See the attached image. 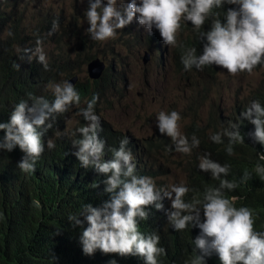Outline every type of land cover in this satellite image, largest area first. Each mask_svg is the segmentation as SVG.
<instances>
[{
  "label": "clouds",
  "instance_id": "1",
  "mask_svg": "<svg viewBox=\"0 0 264 264\" xmlns=\"http://www.w3.org/2000/svg\"><path fill=\"white\" fill-rule=\"evenodd\" d=\"M117 2L118 0H88L85 17L89 25L87 32L93 40L106 41L114 38L117 30L130 25L135 19L145 33L151 34L153 28L159 32L162 48L166 45L175 47L176 33L180 29L181 20H185L192 26L193 39L189 49L176 48L178 55L182 53L181 62L185 71L192 68L202 70L203 66L211 65L215 76L218 67L231 75L251 73L256 68L264 69V0H120V7H117ZM225 4L237 7L229 8L223 17H220L219 12H212L214 8H222ZM19 18L25 28H33L34 25H25L24 19L21 16ZM55 28L54 23L53 30ZM8 35L12 36L13 33L9 31ZM40 43L38 40L37 45ZM39 46L34 51H22L29 61L37 56L38 62L47 69L46 56ZM151 46L154 47L153 44ZM157 47L160 46H155L154 50ZM163 60L166 62V58ZM158 61H162L161 54ZM16 67L18 69L19 65ZM72 78H75L76 83V77L59 83H49L48 88L54 95L51 103L43 96L30 97L31 103L21 100L14 106L9 121L0 122V131L4 133L0 139V151L11 152L18 147L24 153L17 165L20 170L35 172L36 160L45 148L42 137L53 127V115L66 112L70 105L80 102L75 83L72 85L69 82ZM257 89L235 105H240ZM97 100L98 95L93 96L87 107L78 113L84 119L82 123L89 124L78 129L81 138L72 142L73 148L77 149L73 155L81 167L91 166L97 173L107 177L103 181L104 191L110 194V199L99 208L85 204L80 214L84 221L78 219V216H69L74 227H82L85 222L87 224L79 238L85 255L90 256L99 250L103 254L139 256L143 258L144 264H158L157 257L166 255V250L158 247V234L145 236L138 230V219H148L149 213L145 209L149 206L154 205L156 210H162L161 201L167 198L171 201V211L165 214L174 228L173 231L181 232L191 225L195 227L194 234H198L192 242L195 253L198 250L199 254L188 264H205L204 258L211 256L213 252L218 264H264V231L254 230L252 210L248 207H236L234 202L238 199L237 196L225 197L224 189L234 190L237 187L235 182L220 179L228 175V165L210 159L208 153L199 158V165L195 168L198 171L211 172L214 179H220L218 187L205 190L202 200L185 202L183 198L189 188L183 184L158 189L153 164L154 179L135 174L134 157L126 147L129 144L127 137L120 140L118 149L110 150V160L101 159L105 142L97 136L100 131V118L94 112ZM244 105L248 107L240 116L254 125V131L248 132L252 135L251 139L249 136L248 138L264 153V106L256 100H248ZM232 108L227 115L218 114L217 120L220 116L229 118ZM180 119L176 111H160L156 118V127L161 135L174 141L176 152L188 154L199 146L200 141L193 136L189 144L187 137L180 132ZM239 125L242 123L237 121L236 124H231V130H224L223 133L217 129L216 134L212 132L210 140L223 143L224 136L228 143L226 151L228 155H232L233 144L243 143ZM47 147H55L51 139L47 141ZM258 159L264 160V154H260ZM255 171L264 180V166L257 164ZM248 179L250 175L246 172L241 182ZM109 264H116V261L111 260Z\"/></svg>",
  "mask_w": 264,
  "mask_h": 264
},
{
  "label": "trees",
  "instance_id": "2",
  "mask_svg": "<svg viewBox=\"0 0 264 264\" xmlns=\"http://www.w3.org/2000/svg\"><path fill=\"white\" fill-rule=\"evenodd\" d=\"M14 2L15 0H0V122L3 123L9 121L14 106L21 100L31 103L30 97L43 96L51 103L54 95L48 88L49 83H59L61 76L64 77L70 70L58 67L51 60H47L48 67L45 69L38 62L37 56H33L31 61L28 60L22 50L34 51L39 45L51 43L55 40L56 31L58 29L61 31V26L58 22L44 18L31 30L25 28ZM236 7L225 4L222 8H214L212 12H219L220 17H223L229 8ZM9 31L13 33L12 36L8 35ZM144 36L148 45L160 46L158 42L162 39L155 28L151 34L145 33ZM38 40L41 42L39 45ZM79 46L85 48L86 43L80 40ZM155 52L158 53L159 59L161 52L158 47ZM181 55L182 53L178 55L177 52L174 60L180 68H184ZM91 59L93 58L89 57L86 61L89 62ZM16 65H19L18 69ZM202 70L205 75L214 76L211 65L203 66ZM108 73L109 68L99 80L92 81L91 84L86 82L74 85L80 95L79 103L85 101L84 106H87L93 96L98 95L94 105L97 116L99 114L96 113L98 112L96 106ZM248 100L259 101L264 106V86L255 90L240 105L233 106L229 118L220 116L217 120L221 133L224 130H231V124L240 121L242 125H239L238 130L243 136V143H234L233 154L228 155L226 151L228 143L222 136L223 143L209 141L207 153L210 154V159L229 166L228 175L220 179L235 182L237 187L234 190L224 189L225 197L237 196L238 199L234 202L236 207L251 209L254 230L261 232L264 231V180L255 171V166L257 164L264 166V160L258 159V156L264 153L259 146L250 141L252 135L248 132L254 131V125L240 116L248 107L244 105ZM75 104L70 105L66 112L53 115L51 121L53 127L42 137L45 148L36 160L35 172H24L17 167L24 156L18 147L11 152L0 151V264H109L111 260H115L116 264H144L143 258L139 256L103 254L99 250L90 256L85 255L79 238L87 224L85 222L82 227H74L69 221V216L72 215L84 221L80 214L85 204L99 208L110 199V194L104 191L103 181L107 177L97 173L91 166L81 167L73 155L77 149L73 148L72 142L81 138L78 129L89 124L82 123L84 119H80V124L66 131L64 121ZM99 118L100 131L97 136L105 142L104 155L101 159L110 160L112 158L110 150L118 149L120 140L127 137L129 144L126 147L134 157L135 174L154 179L148 145H143L142 148L129 135L112 129L100 116ZM229 120L231 122H227ZM58 132L60 135H57ZM3 135V131H0V139ZM49 139L55 144L51 149L47 147ZM246 172L250 179L241 182ZM220 179H214L211 172L198 171L195 166L192 167L185 184L189 192L183 199L185 202L202 200L205 190L218 187ZM156 187L160 188L157 185ZM161 202L162 210H156L154 205L145 209L149 217L147 220L138 219V230L145 236L152 233L159 235L158 247H163L166 255L157 257L158 264H188L196 254H199L198 250L195 253V245L192 242L198 236L194 234L195 227L189 225L181 232H174L165 214L171 211V201L165 198ZM204 259L205 264H218L214 252Z\"/></svg>",
  "mask_w": 264,
  "mask_h": 264
},
{
  "label": "rangeland",
  "instance_id": "3",
  "mask_svg": "<svg viewBox=\"0 0 264 264\" xmlns=\"http://www.w3.org/2000/svg\"><path fill=\"white\" fill-rule=\"evenodd\" d=\"M14 3L25 25L33 26L44 18L60 23L61 31H56L55 40L39 46L47 60L70 69L60 82L76 77V83L91 84L86 70L89 57L104 63L101 76L109 68L96 113L109 127L129 135L142 148L143 144L148 145L149 161L156 170L155 179L160 188L185 185L189 171L208 152L210 136L218 129L217 115L229 114L235 103L264 86V69L260 68L231 75L218 67L215 76L205 75L201 69L180 68L174 60L175 49H189L193 39L192 26L185 20H181L176 33L177 46L162 48L160 41L162 61L159 62L154 47L145 43L146 31L135 19L117 30L114 38L97 41L87 32L88 0H15ZM120 6L118 0L117 7ZM80 40L86 43L85 48L79 46ZM84 105L85 101L76 103L69 111L64 121L66 131L83 119L78 113L87 107ZM160 111L178 112L181 134L189 144L196 136L199 146L188 154L176 152L174 141L161 135L156 127Z\"/></svg>",
  "mask_w": 264,
  "mask_h": 264
},
{
  "label": "water",
  "instance_id": "4",
  "mask_svg": "<svg viewBox=\"0 0 264 264\" xmlns=\"http://www.w3.org/2000/svg\"><path fill=\"white\" fill-rule=\"evenodd\" d=\"M105 65L99 59H93L87 64V75L91 80H97L101 76ZM72 85L75 83V78L69 81Z\"/></svg>",
  "mask_w": 264,
  "mask_h": 264
},
{
  "label": "bare ground",
  "instance_id": "5",
  "mask_svg": "<svg viewBox=\"0 0 264 264\" xmlns=\"http://www.w3.org/2000/svg\"><path fill=\"white\" fill-rule=\"evenodd\" d=\"M157 60V59H156ZM100 96V95H99ZM198 117H200V116H198ZM192 120V119H191ZM198 124V123H197ZM190 128V127H189ZM100 133V132H99ZM213 150V149H212ZM194 152V151H193ZM196 153H198V152H196ZM197 165V164H196ZM182 166V165H181ZM191 166V165H190ZM147 171V170H146Z\"/></svg>",
  "mask_w": 264,
  "mask_h": 264
}]
</instances>
